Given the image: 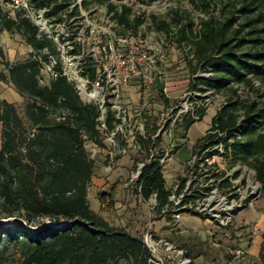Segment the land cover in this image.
Masks as SVG:
<instances>
[{
    "label": "trees",
    "instance_id": "16d2710c",
    "mask_svg": "<svg viewBox=\"0 0 264 264\" xmlns=\"http://www.w3.org/2000/svg\"><path fill=\"white\" fill-rule=\"evenodd\" d=\"M99 1L107 3L110 10L117 8L113 0ZM43 3L46 0L40 2ZM122 6V12H117L119 21L127 29H136L142 16L131 19L132 7ZM241 11L247 20L245 24L250 26L248 36H242L244 24L234 29L233 38L229 36L235 25L234 16L221 26L212 20L206 22L203 34L196 40L198 63L192 71L195 74L200 67L214 75L197 76L191 82L193 87L201 82L222 91L234 82L251 86L255 79L264 82V28L260 27L264 25V0H243ZM1 31L20 33L34 48L48 44L38 38V27L28 17L22 12L10 14L0 2ZM234 37L239 43L233 44ZM183 38H187L184 32ZM247 43L254 50H237ZM0 54L4 58L0 64L7 69V73L2 71L0 79L10 81L28 98L25 116L16 103L0 98V218L21 216L35 225L43 224L45 220L41 219L48 218L60 224L37 231L21 225L0 228V260L13 249L21 264H155L143 237L132 233L127 226L113 225L91 204L90 189L101 157L90 153L87 142L106 147L97 105L84 102L76 86L65 77L41 84L38 61L30 57L5 61L4 52L0 50ZM232 89L237 93L236 88ZM163 97L169 105L170 99L165 94ZM241 105L242 119L238 112ZM53 112L60 114L52 116ZM206 114L205 107L200 109L199 118L188 113L183 119L184 129L188 131ZM263 123L264 105L257 100L242 104L238 99L223 105L209 130L226 132L227 145L228 138H234L231 151L235 160H249L263 153L253 165L257 179L264 186V132H259ZM238 129L242 130L241 138L237 137ZM218 135L208 132L197 141L194 151L214 143ZM149 142L146 140L144 144L148 146ZM143 178V198L157 192V210L170 215L163 212L170 203L171 187L161 161L153 159L148 163ZM114 203L113 198L109 204ZM194 239L182 245L193 259L204 253L205 243L199 236ZM260 257L264 262V242Z\"/></svg>",
    "mask_w": 264,
    "mask_h": 264
},
{
    "label": "built area",
    "instance_id": "2783aa9c",
    "mask_svg": "<svg viewBox=\"0 0 264 264\" xmlns=\"http://www.w3.org/2000/svg\"><path fill=\"white\" fill-rule=\"evenodd\" d=\"M42 1L0 0L5 11L10 14L22 12L28 17L38 27V38L48 41L44 47H32L28 56L41 66L40 83L46 85L65 77L76 86L84 102L97 105L109 162L113 163L117 157L130 156L134 151H145L143 145L146 140L151 144L163 140L167 134H172L188 113L199 118L202 106L193 103L197 101V90H192L187 98L175 96L173 104L166 105V112L159 120L149 116L145 107L133 106L139 92L153 97L152 89L157 90L156 95L163 97L165 94L169 99L174 97L167 72L168 38H154L141 29L122 33L124 24L119 21L117 12H122L123 6L116 4L118 0H113L117 8L110 12L99 0H46L40 4ZM0 60H4L1 54ZM133 86L138 89L129 91ZM226 103L227 100L220 104V108ZM208 132L219 135L214 143L193 151L187 161L188 176L172 185L170 203L163 212H170L177 220L184 212L198 213L221 227H227L237 212L253 204L254 199L249 192V184L245 185L249 180L245 176L246 171L234 180V172L228 170L226 159L232 152L234 138H228L230 143L227 145L224 141L226 132L217 129ZM236 134L241 138L242 130L238 129ZM167 156L168 153L158 158L152 154V159L164 161ZM147 164L137 161L124 184L142 198ZM223 174L234 184L233 189L222 193L219 184L215 186V180L221 179ZM202 180L207 184L195 186ZM256 180L259 184L260 181ZM145 200L156 208L157 192ZM143 239L153 256L165 250L173 264H196L184 247L159 236L150 227Z\"/></svg>",
    "mask_w": 264,
    "mask_h": 264
},
{
    "label": "rangeland",
    "instance_id": "374dc122",
    "mask_svg": "<svg viewBox=\"0 0 264 264\" xmlns=\"http://www.w3.org/2000/svg\"><path fill=\"white\" fill-rule=\"evenodd\" d=\"M98 2L90 4L89 7ZM116 2L119 6L127 4L132 7L131 19L137 15L142 16V22L136 29H127L123 25L122 33L128 30L137 31L141 29L144 34H150L154 38H168V46L166 47L167 72L171 94L174 96L170 97L169 105L173 104L175 96L187 98L192 90H197L199 92L197 101H193V103L201 104L209 113L201 122L194 123L188 131L184 129L183 119L185 117H182L183 119L178 122L179 124L172 134H167L163 140L154 144L149 142L150 148L144 144L145 151H134L130 156L117 157L113 163L108 160V149L93 141H88L87 147L90 153L101 157L97 165L96 176L101 179V182H104L102 185L96 176L94 177V183L90 189V201L93 208L115 226L132 225L130 231L141 237L150 227L159 236L166 237L181 247L184 243L195 240L194 238L200 234H205L202 232H208L202 238L205 242L202 247L204 253L194 258L196 264H264L260 257L264 242V186L261 182L257 183V172L253 165L257 157H263V153L252 156L249 160H235L233 153L229 152L226 159L230 167L228 170L234 172V180L246 171L244 174L248 176L249 180L245 182V185L249 184V192L252 200H254L253 204L240 209L234 221L227 227H221L212 219H207L204 215L193 212H184L179 220L175 219L171 213L170 215L161 214L157 208H152L147 200L124 185L129 179L131 171L135 169L137 161L149 163L153 160L152 154L160 158L168 153L166 159L161 160V162L168 186L172 188V185L178 180L188 176L187 161L191 158L197 141L206 135L211 128L212 124L204 132L203 128L211 122L212 115H216L221 109L220 104L226 100L240 99L242 104L257 100L261 105H264V82L259 79H255L252 86L247 83H231L230 86L236 88L237 93L230 86L222 91H217L214 87L201 82L197 85L198 87H193L191 84L197 76L210 77L214 75L211 70H204L200 67H197V73L194 74L192 71V68L198 63L196 40L203 34L207 21L212 20L214 24L221 26L229 17L234 16L236 18L235 25L229 31V36L233 38L235 36L234 29L240 28L242 24H244L242 36H248L247 32L250 30V26L245 24L247 20L244 12L241 11L243 0H118ZM102 5L110 12L107 4L103 3ZM263 26V24L260 25L261 28H264ZM183 32L187 37L186 39L183 38ZM262 34L264 36V32ZM8 35L11 38L10 42H12L8 46L3 45L4 40L0 38V44H2L0 50L4 52L5 61L11 56L10 47L15 61L26 59L30 55L28 51H23L29 45L26 39L17 32H8ZM237 43H239V39L235 38L233 44ZM237 50L245 52L254 50V48H252L251 43H247L244 46H239ZM2 71L7 73L5 66L0 64V74ZM137 97L138 100L136 103L133 102V106H143L149 116L155 117L156 120L162 119L163 112H166L167 107L161 95L152 97L139 92ZM0 98H7L16 103L21 114L25 116L28 98L22 95L10 81L0 79ZM238 112L242 114L240 119L244 118L242 105ZM59 114L60 112H53L52 116ZM259 132H264V123ZM103 163L104 165H102ZM221 177L218 181L215 180V186L219 184L222 193L233 189L234 183L229 180V177L225 174ZM108 184H114L116 190L110 192L107 188ZM201 184H207L206 180L197 181L195 186L198 187ZM102 193L106 194L104 196L106 201L103 200ZM115 196L123 201L121 205H116ZM113 198L115 203L111 205L109 202ZM259 217L260 227H255L252 224ZM28 225L36 226L29 223ZM209 226L212 227V231L207 228ZM259 234L260 252L255 254L248 249L254 244V239ZM153 260L155 264H173L165 250L154 255ZM0 264H21V260L19 255L14 254L13 249H11L4 259L0 260Z\"/></svg>",
    "mask_w": 264,
    "mask_h": 264
},
{
    "label": "crops",
    "instance_id": "0c3cea01",
    "mask_svg": "<svg viewBox=\"0 0 264 264\" xmlns=\"http://www.w3.org/2000/svg\"><path fill=\"white\" fill-rule=\"evenodd\" d=\"M0 38L1 39H3L4 40V43H2L3 45L5 44V45H10L12 42H10V36L8 35V31H1L0 32ZM1 43V42H0ZM1 44V45H2ZM31 49H32V46L31 45H28V48H25L23 51H28L29 53H30V51H31ZM9 51L11 52L10 53V55L11 56H9V60H11V61H15L14 60V54L12 53V49H11V47L9 48ZM16 59V58H15ZM138 88H137V86H133V87H129V91H131L132 90V92H134L135 90H137ZM152 93H153V96L154 95H156L157 94V90L156 89H152V91H151ZM208 113H209V111H208ZM207 113V114H208ZM207 114L205 115V116H207ZM215 116V114H213L212 115V117H211V122L209 123V124H207V125H205L204 126V132L211 126V124H212V122H213V117ZM205 118V117H204ZM202 121V120H201ZM200 121V122H201ZM197 122H199V121H197ZM196 122V123H197ZM204 132H203V134H204ZM102 165H104V163L102 164ZM96 179L98 180V181H100V183L102 184V185H104V182H101V179L100 178H97V176H96ZM94 183V182H93ZM107 188L110 190V192H113V191H115L116 190V188H115V186H114V184H108L107 185ZM115 199H116V205L118 206L119 204L121 205L122 203H123V201L122 200H120L118 197H116L115 196ZM252 225H254L255 227H260V217L258 218V219H256L255 221H254V224H252ZM128 228H129V230H130V227L132 228L133 226L132 225H130V226H127ZM207 228H209V230L210 231H212V227L211 226H209V227H207ZM209 230H207V231H209ZM202 233H205V234H200L199 236L201 237V238H203L205 235H206V233H208V232H202ZM135 234V233H134ZM205 239V238H204ZM255 247H257V248H255ZM248 251H250V252H252V253H255V254H257V253H259L260 252V234L259 235H257L256 237H255V239H254V244H252V246L248 249ZM256 251V252H255Z\"/></svg>",
    "mask_w": 264,
    "mask_h": 264
},
{
    "label": "water",
    "instance_id": "95a60500",
    "mask_svg": "<svg viewBox=\"0 0 264 264\" xmlns=\"http://www.w3.org/2000/svg\"><path fill=\"white\" fill-rule=\"evenodd\" d=\"M13 225H21V226L27 227L33 231H37V230H40V229H42L46 226H49V225L58 226L60 224L55 223L54 221H51V220H47L41 225L29 226L27 220L21 216H10V217H1L0 218V228L13 226Z\"/></svg>",
    "mask_w": 264,
    "mask_h": 264
}]
</instances>
